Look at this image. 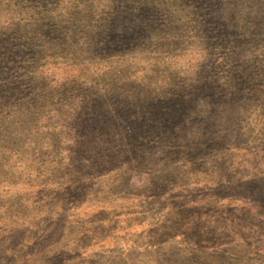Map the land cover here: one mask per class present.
<instances>
[{
	"label": "rangeland",
	"instance_id": "obj_1",
	"mask_svg": "<svg viewBox=\"0 0 264 264\" xmlns=\"http://www.w3.org/2000/svg\"><path fill=\"white\" fill-rule=\"evenodd\" d=\"M0 264H264V0H0Z\"/></svg>",
	"mask_w": 264,
	"mask_h": 264
}]
</instances>
